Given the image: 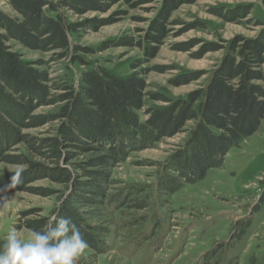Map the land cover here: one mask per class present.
Wrapping results in <instances>:
<instances>
[{"label": "trees", "instance_id": "obj_1", "mask_svg": "<svg viewBox=\"0 0 264 264\" xmlns=\"http://www.w3.org/2000/svg\"><path fill=\"white\" fill-rule=\"evenodd\" d=\"M7 1L14 14L0 10V164L23 170L17 181L13 177L18 172L0 171V187L11 193L57 199L59 216L72 218L87 241L86 250L93 253L86 256L84 251L78 264H96L111 249L114 235L125 240L140 235L134 243L139 246L150 238L143 230L151 217L152 224L158 225L150 186L120 188L114 179V170L131 154L156 149L164 139L187 136L165 164H152L158 171V201L166 209L173 195L203 180L211 169L222 167L227 154L257 133L264 122V25L258 20H247L262 28L258 37L239 36L231 41L205 87L171 100L147 91L150 72L143 67L156 58L169 37L172 14L198 0H141L139 6L157 4L146 28L136 37L119 38L98 50L74 44L73 36L81 28L98 30L112 21L77 25L69 21L67 11L105 13L136 0ZM219 9L212 13L232 23L246 20L252 11L249 6ZM11 41L50 54V62L23 61L12 51ZM112 48L142 52L143 58L131 64L130 76L119 77L102 67L81 72L76 79L68 74V66H86L89 56ZM221 49L212 43L202 51L206 55ZM60 62H66L68 72L54 77L50 64ZM201 77L185 74L172 84L180 87ZM147 97L167 106L147 108ZM42 107L56 109L34 115ZM53 123L56 126L39 137L24 133ZM44 180L60 189L33 187ZM56 211L57 207L50 215ZM30 215L37 217L26 223L31 231L42 230L50 216L43 217L39 210L26 216ZM249 226L248 221L240 225L238 238ZM223 252L224 244L217 243L205 254L204 264H220Z\"/></svg>", "mask_w": 264, "mask_h": 264}, {"label": "rangeland", "instance_id": "obj_2", "mask_svg": "<svg viewBox=\"0 0 264 264\" xmlns=\"http://www.w3.org/2000/svg\"><path fill=\"white\" fill-rule=\"evenodd\" d=\"M51 1L60 3L63 0ZM140 3L141 0H136L132 5L120 3L105 13L92 11L78 15L67 11L69 21L77 25H90L94 20L112 21L111 25L98 30L81 28V32L73 36V43L82 48L98 50L119 38L138 36V31L146 28V22L155 14L152 10L157 7V4L139 6ZM238 6H249L252 11L246 20L237 23L227 22L212 13L215 9L220 11L222 7L230 9ZM0 10L14 14L7 0H0ZM249 19L258 20L264 25L262 0H198L195 4L182 6L172 14L171 21L174 23L164 46L156 58L143 67L150 72L146 77L147 91L178 100L205 87L231 41L239 36L255 39L260 34L262 28L248 23ZM212 43L222 49L204 55L202 50ZM8 44L25 62H50V54L29 50L16 41ZM142 58L143 54L138 48H112L89 56L86 66H68L66 62H60L51 63L50 70L54 72V77L62 76L68 72V66V74L76 79L81 72L102 67L125 78L132 74L131 64ZM190 73L202 77L180 87L172 84L173 80ZM145 102L147 108L167 106L149 97ZM55 109L42 107L34 115H45ZM54 126L56 123L24 133L39 137ZM190 127L191 124H188L187 128ZM186 138L182 134L164 139L156 149L131 154L114 170V179L119 182L120 188L128 184L150 186L153 213L158 216V225L155 227L156 224H152L151 217L143 230L150 238L139 243V246L134 243L140 239V235L126 240L114 235L110 240L111 249L99 256L96 264H204L205 254L213 250L217 243L224 244L220 264H264V122L257 133L227 154L222 167L211 169L203 180L184 186L173 195L170 207L165 209L158 201V171L152 164H165L172 154L181 149ZM2 170L20 172L23 168L0 164ZM33 187L60 189L48 180L37 182ZM56 205L55 198L11 193L0 187V240H4L12 230H16L23 239L29 238L33 231L26 223L37 217L26 215L39 210L43 217H47ZM247 221L249 228L238 238L236 230ZM85 252L86 256L93 255L86 249Z\"/></svg>", "mask_w": 264, "mask_h": 264}, {"label": "clouds", "instance_id": "obj_3", "mask_svg": "<svg viewBox=\"0 0 264 264\" xmlns=\"http://www.w3.org/2000/svg\"><path fill=\"white\" fill-rule=\"evenodd\" d=\"M19 175L18 172L13 180L17 181ZM56 207L43 229L33 231L29 238H21L16 230L4 237L0 264H78L87 241L71 217L59 216L60 204Z\"/></svg>", "mask_w": 264, "mask_h": 264}]
</instances>
